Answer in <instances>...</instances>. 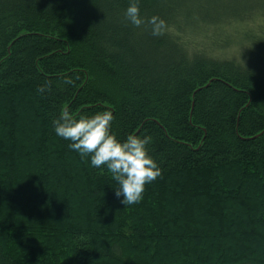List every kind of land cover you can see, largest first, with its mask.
<instances>
[{
  "label": "trees",
  "instance_id": "16d2710c",
  "mask_svg": "<svg viewBox=\"0 0 264 264\" xmlns=\"http://www.w3.org/2000/svg\"><path fill=\"white\" fill-rule=\"evenodd\" d=\"M218 1L139 0L135 27L130 0H0V264H264V12L250 63L218 55L264 3ZM63 108L151 136L139 203L56 136Z\"/></svg>",
  "mask_w": 264,
  "mask_h": 264
},
{
  "label": "clouds",
  "instance_id": "9594fccd",
  "mask_svg": "<svg viewBox=\"0 0 264 264\" xmlns=\"http://www.w3.org/2000/svg\"><path fill=\"white\" fill-rule=\"evenodd\" d=\"M124 15L135 27L144 23L139 0H130ZM147 22L152 26L153 36L163 34L166 28L163 19L153 16ZM114 119L113 113L107 109L82 115L63 108L52 120V126L56 136L67 141V147L77 152L81 159L87 157L93 168L110 173L111 179L119 185L115 194L123 196V204H136L143 199L145 186L155 181L161 170L149 155L151 136L133 133L120 138L112 131Z\"/></svg>",
  "mask_w": 264,
  "mask_h": 264
},
{
  "label": "rangeland",
  "instance_id": "374dc122",
  "mask_svg": "<svg viewBox=\"0 0 264 264\" xmlns=\"http://www.w3.org/2000/svg\"><path fill=\"white\" fill-rule=\"evenodd\" d=\"M239 3L240 4L241 3L242 4L243 3L262 4V3H264V0H220V1L217 2V5L218 6L220 5V7H225V6L233 7V6H235L236 4H239ZM263 12L264 11L256 9L253 13L247 15L248 16V20H247L246 16H243V17L246 18L245 20H247V23H248V24H244V25H237L238 24L237 20L241 16L236 17V18H232L231 20L230 19L225 20V22H228V26L224 27L225 30L220 35L223 38L226 37L225 40L228 39V41H225V43L221 46V48L224 49V50L218 52L219 53L218 55L220 57H222L221 60H224V59L225 60H234V61H236L238 63H241V64L250 63V57H251L250 49L254 47V46L252 47V45H254V44L253 43H249V42L248 43L246 42V44H243L244 39L241 40V41L239 39L244 37L245 34H246V36H250V32H248L250 30L255 31L256 29H258V31H259L260 25H261V23H263V20H262L261 17L260 18H256L255 15L259 14V13H263ZM235 16H237V15H235ZM254 18H256V19H254ZM210 35L215 36L214 34H210ZM230 38L232 39V41L230 40ZM206 43H211V42H206ZM251 54H254V53H251ZM36 122L38 123V121H36ZM39 126H40V124L38 123L37 124V128L36 127H31L29 132H31V133L35 132L36 133V131H37ZM26 134L23 133V135H26ZM59 197H60V200L63 199V201H59L58 202V203H60V202L61 203H60V208L57 210V214L61 215L62 213H66V210L64 212H62V211L69 203H67L65 205L64 196H61V194H59ZM199 203H202V204L204 203L205 204L204 199L200 198V202ZM193 206L197 207L199 205L198 204H195V205L193 204ZM173 208H175V207H173ZM168 210H172V207L170 209L168 208L167 211ZM173 211H174V209H173ZM62 216H64V214ZM56 242L57 241H55L54 239H53V241H51L50 246H52L51 247L52 249L49 248L50 250H48V252L50 254L52 252L51 250H54L56 248ZM31 247H32V249L36 248L35 246H32V245H31ZM46 249H48V246L46 247ZM45 253H47V252L45 251ZM56 255H59V254H56ZM41 256H42V254H41Z\"/></svg>",
  "mask_w": 264,
  "mask_h": 264
}]
</instances>
